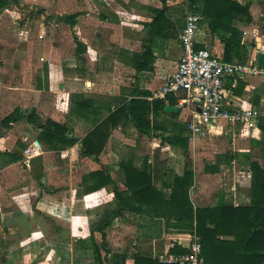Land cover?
Masks as SVG:
<instances>
[{
  "label": "crops",
  "instance_id": "0c3cea01",
  "mask_svg": "<svg viewBox=\"0 0 264 264\" xmlns=\"http://www.w3.org/2000/svg\"><path fill=\"white\" fill-rule=\"evenodd\" d=\"M122 1L140 7L125 11L129 20L122 19L119 10L112 13L104 8L109 6L105 0H86L88 14H70L76 16L73 25L68 23L73 33L66 75L59 66L64 55L59 49L54 62L40 58L45 66L41 75L36 66L33 80L15 84L5 79L0 84L6 96L0 99V107L9 110L0 120V264H95L94 249L102 264H134V257L160 261L185 254H171L175 246L187 253L195 231L167 227V218L168 224L176 221L166 216L164 209L148 207L143 211L145 207H139L125 186L124 164L145 171L153 187L165 195L170 193L165 182L182 177L185 170L192 172L188 197L193 212L215 208L218 202L234 207L250 205L251 164L264 166V135L258 127L264 117V79L229 78L225 85L232 101L255 110V121L219 132L212 136L214 139L193 136L186 125L191 118L189 110L178 109L172 94L168 95L175 99L174 105L167 95L157 96L164 76L182 55L179 36L186 13L193 12L188 1ZM236 1L248 6L250 20L233 22L241 33L242 57H233L230 62L246 64L254 54L251 52L250 57L245 45L250 34L255 35L251 45L254 51L264 50V0ZM151 8L168 9L166 19L174 30L170 28L168 33L172 35L167 39L152 37L148 28L154 16ZM197 43V47L226 62L222 38L210 32L204 19L199 24ZM147 47L151 51L149 69L137 71L140 55ZM125 71L131 74L128 82L123 80ZM135 91L138 96L133 95ZM61 97L63 102H58ZM47 98L54 103L45 108ZM133 98L149 104L151 124L158 130L149 137L139 135L123 118L105 129L107 139L98 155H82V139L121 103ZM83 102L89 107L79 112L78 105ZM157 102H163L164 109L177 108L178 113L158 110L154 106ZM11 114H17V119L3 125ZM30 115L31 120H27ZM47 121L64 126L65 138L74 143L61 148L49 142L43 133ZM173 137L180 139L179 145L169 143ZM140 141L149 143L144 149L158 150L160 158L149 152L140 154ZM184 142L187 150L181 146ZM30 149H34L33 154ZM98 171L104 172L111 183L93 191L91 175ZM115 192L129 199L130 205L111 219L109 226L97 231L105 215L118 209ZM206 227L212 229L213 225L207 223Z\"/></svg>",
  "mask_w": 264,
  "mask_h": 264
},
{
  "label": "trees",
  "instance_id": "16d2710c",
  "mask_svg": "<svg viewBox=\"0 0 264 264\" xmlns=\"http://www.w3.org/2000/svg\"><path fill=\"white\" fill-rule=\"evenodd\" d=\"M7 1L0 0V10L8 5ZM187 1L190 10L199 13L204 20L208 21L210 32L222 38L224 60L230 62L233 57L241 59V33L232 25L235 20L240 18L250 20L248 6L241 5L236 0ZM199 4H201L200 7ZM151 11L154 16L148 28L152 37L167 39L172 35L168 33L172 28V23L166 19L168 9L151 8ZM75 16H68L67 23L73 25ZM172 30L174 29L172 28ZM150 58L151 51L147 47L140 55V60L136 66L137 71L149 69ZM133 95L138 96L139 92L135 91ZM166 98L169 99L170 105H174L175 99L173 97L167 95ZM154 106L158 110L163 111L164 109L163 102H157ZM87 107H89L87 103H80L78 111H83ZM150 113L149 104L143 100L133 98L128 102L124 101L115 112L111 113L82 139V155L87 157L98 155L107 139L105 129L110 125H116L123 118L133 124L139 135L151 136L153 130H158V126L154 128L151 124ZM16 116L17 114L9 115L2 121V124L9 125L17 119ZM169 116L176 117V115ZM31 118L30 115L27 120H31ZM258 127L260 133L264 135V117L260 118ZM43 133L49 142H54L61 148L74 143L73 140L65 138L66 128L64 126L51 121H47ZM168 140L171 145H179L180 143V139L176 137ZM181 146L187 150L185 142ZM123 170L126 178L125 186L132 191V199L138 203L139 207H145L143 211H146L148 207H155L156 211L159 208L164 209L168 212L165 215L170 218L173 217L176 221V224H168L167 218V227L193 229L195 231L201 242L204 264H264V166L261 167L258 163L251 164L252 180L249 206L234 207L218 202L215 208H197L194 212L188 197L189 188L192 185V172L185 170L182 177H174L165 182V189H170V193L165 195L153 187L151 178L145 171L133 169L130 163L124 164ZM91 178L94 180L93 191L111 183V179L104 172L98 171L92 174ZM114 200L117 202L118 209L111 211V215H105L100 225L96 227L97 231L101 232L109 226L111 219L120 215L121 211L130 205L129 199L124 198L123 194H116L115 192ZM193 221H195L194 225H192ZM207 223L213 225V228H207ZM220 237H230L232 240H220ZM169 252L171 254H183L186 253V250L175 246ZM93 255L95 264H102L97 249L93 250ZM118 257L120 258V256ZM115 258L117 256H113V259ZM122 260L124 262L125 258L123 257ZM112 264H115V261ZM134 264L162 263L158 260L134 257Z\"/></svg>",
  "mask_w": 264,
  "mask_h": 264
},
{
  "label": "built area",
  "instance_id": "2783aa9c",
  "mask_svg": "<svg viewBox=\"0 0 264 264\" xmlns=\"http://www.w3.org/2000/svg\"><path fill=\"white\" fill-rule=\"evenodd\" d=\"M203 17L191 11L186 13L185 26L179 36L182 55L172 71L164 76L157 91L159 98L172 94L178 109L187 108L191 118L186 122L193 136L212 137L237 125H249L257 118L255 110L232 101L225 90L229 78L261 77L264 69L257 66L256 58L264 50L252 48L255 35L245 43L251 57L246 64L224 62L206 48H197L199 24ZM247 34V33H246ZM244 33V35H246ZM34 152V149H30ZM162 264H204L199 237L191 236L187 253L158 261Z\"/></svg>",
  "mask_w": 264,
  "mask_h": 264
},
{
  "label": "rangeland",
  "instance_id": "374dc122",
  "mask_svg": "<svg viewBox=\"0 0 264 264\" xmlns=\"http://www.w3.org/2000/svg\"><path fill=\"white\" fill-rule=\"evenodd\" d=\"M7 2L8 5L0 10V84L5 79L6 82L11 81V83L15 84L20 80L23 84H26L30 79L33 80V72L36 66L39 68L40 75L43 66H45V63L40 61V58L54 62V56L57 55L59 49H62L64 53L62 56L63 61L59 66L64 75H66L65 73L68 71L66 59L69 56V52H71L69 41L73 33V29L70 28L66 19L68 15L74 13L88 14L90 8L87 4H89V1L8 0ZM105 2L109 6H104V8L112 13L114 9L119 10L117 14L122 19L127 18L129 20L126 10L130 8L139 10L140 8L139 5L132 4V1L127 4L122 0H105ZM121 5L124 10L120 9ZM83 67L81 64L80 68ZM129 75L131 74L125 71L123 76L125 82H128ZM5 97V92L3 93L2 87H0V99L3 98L4 100ZM59 101L63 102L62 97L58 99ZM47 102L48 104L44 103L43 107L47 108L50 102L54 103V99L47 98ZM0 110L1 120L9 110L3 108V106L0 107ZM148 146V142L140 141L137 146L139 153L145 154L149 152L150 156L159 157L158 154L160 152L158 150H150V147L144 149ZM120 150L125 153L124 149ZM96 201H101V198H97Z\"/></svg>",
  "mask_w": 264,
  "mask_h": 264
},
{
  "label": "water",
  "instance_id": "95a60500",
  "mask_svg": "<svg viewBox=\"0 0 264 264\" xmlns=\"http://www.w3.org/2000/svg\"><path fill=\"white\" fill-rule=\"evenodd\" d=\"M256 63H257L258 68L264 69V53H259L257 55ZM164 110H165V112L172 113V114L178 113V109L175 107L167 106V107H165Z\"/></svg>",
  "mask_w": 264,
  "mask_h": 264
}]
</instances>
